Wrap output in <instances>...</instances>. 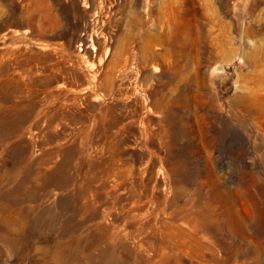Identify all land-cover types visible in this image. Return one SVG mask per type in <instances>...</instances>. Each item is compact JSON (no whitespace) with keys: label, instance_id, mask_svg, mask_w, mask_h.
I'll list each match as a JSON object with an SVG mask.
<instances>
[{"label":"rangeland","instance_id":"1","mask_svg":"<svg viewBox=\"0 0 264 264\" xmlns=\"http://www.w3.org/2000/svg\"><path fill=\"white\" fill-rule=\"evenodd\" d=\"M0 264H264V0H0Z\"/></svg>","mask_w":264,"mask_h":264},{"label":"bare ground","instance_id":"2","mask_svg":"<svg viewBox=\"0 0 264 264\" xmlns=\"http://www.w3.org/2000/svg\"><path fill=\"white\" fill-rule=\"evenodd\" d=\"M180 18H181L182 20L184 19L183 14H180V11H179V10L174 11V14H173V17H172V21H174L173 23H174V24H178ZM181 24H182V23H181ZM181 31H182L181 28H179V32H180V33H181ZM128 58H129V56H126V57L124 58V61H123V64H124V65L127 63ZM102 60H103V56H100V55H99V61H102Z\"/></svg>","mask_w":264,"mask_h":264}]
</instances>
